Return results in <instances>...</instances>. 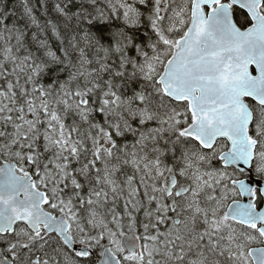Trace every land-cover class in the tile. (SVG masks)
Returning a JSON list of instances; mask_svg holds the SVG:
<instances>
[{"label":"snow or ice","instance_id":"1","mask_svg":"<svg viewBox=\"0 0 264 264\" xmlns=\"http://www.w3.org/2000/svg\"><path fill=\"white\" fill-rule=\"evenodd\" d=\"M0 264H264V0H0Z\"/></svg>","mask_w":264,"mask_h":264}]
</instances>
